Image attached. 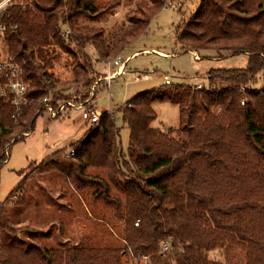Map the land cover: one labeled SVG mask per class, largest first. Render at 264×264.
Returning a JSON list of instances; mask_svg holds the SVG:
<instances>
[{
    "label": "trees",
    "instance_id": "16d2710c",
    "mask_svg": "<svg viewBox=\"0 0 264 264\" xmlns=\"http://www.w3.org/2000/svg\"><path fill=\"white\" fill-rule=\"evenodd\" d=\"M149 1L127 13L128 26L112 41L103 30L79 26L80 19L105 13L93 0H29L2 13L0 40L24 66L32 103L14 118L8 77L0 76V166L12 141L32 132L44 98L68 100L72 90L91 83L86 74L57 80L37 52L57 46L76 55L71 40L80 48L93 46L100 61H114L170 0ZM176 35L184 50L247 54L248 64L210 71L201 90L166 85L128 102L119 110L130 131L126 149L115 112H104L77 143L46 158L32 182L53 173L76 193L91 191L124 219L122 246L42 244L28 223L31 201L23 181L0 202V264H123L126 255L151 257L153 264H232L209 254L234 249L245 252V264H264V0H202ZM156 102L179 106L176 130L152 127ZM69 150L75 154L68 157Z\"/></svg>",
    "mask_w": 264,
    "mask_h": 264
},
{
    "label": "rangeland",
    "instance_id": "374dc122",
    "mask_svg": "<svg viewBox=\"0 0 264 264\" xmlns=\"http://www.w3.org/2000/svg\"><path fill=\"white\" fill-rule=\"evenodd\" d=\"M103 13L96 20L80 19L79 26H89L95 31L103 30V38L112 41L127 24V13L136 11L140 5L148 6L149 0H93ZM202 0H170L151 20L146 33L141 35L117 56L128 60L124 72L117 73L113 61H100L95 48L89 44L77 47L74 42L66 52L57 46L44 47L37 52L38 59L59 81H69L78 74L87 75L91 83L87 87L72 90L69 95L84 93L98 112L116 114L117 124L123 127L121 141L126 149L130 131L122 122L120 109L137 96L159 90L166 86L167 76L172 85L195 87L208 86V74L218 69H244L247 54H219L217 51H187L176 40L178 27L189 21ZM72 33V27H70ZM70 33V34H71ZM69 34V35H70ZM67 35L64 38H68ZM143 50L133 58L130 57ZM153 50L165 53L153 52ZM197 53L199 60L195 58ZM0 54L7 55L4 42L0 40ZM75 56V57H74ZM116 60V59H115ZM114 60V61H115ZM79 62V63H78ZM111 64V65H110ZM108 78H112L108 82ZM95 93V94H94ZM94 94V95H93ZM158 117L152 127L162 131L176 130L180 125V109L171 102H156L153 105ZM90 124L81 119L80 113L72 111L69 116L51 119L42 113L35 120L31 133L16 139L8 149V156L0 166V202H6L12 192L24 181L29 197L28 221L32 230L39 231V240L47 247L56 248L61 244L85 243L88 247L113 248L122 246L120 239L124 219L120 212L94 200L91 191L76 193L64 177L47 174L34 183L36 168L59 150L69 149L88 131ZM179 139L176 133L173 134ZM117 192V191H116ZM120 236V237H119ZM168 254V252L166 253ZM145 257V256H144ZM149 258V257H148ZM232 264H245V252L240 249L228 252L217 250L209 254L210 260ZM231 263V262H230ZM123 264H153L142 258L134 260L126 255Z\"/></svg>",
    "mask_w": 264,
    "mask_h": 264
},
{
    "label": "built area",
    "instance_id": "2783aa9c",
    "mask_svg": "<svg viewBox=\"0 0 264 264\" xmlns=\"http://www.w3.org/2000/svg\"><path fill=\"white\" fill-rule=\"evenodd\" d=\"M29 0H0V16L2 13L10 6L14 4L25 5ZM4 28L0 26V34ZM70 29H67L63 32L62 36L66 37L69 35ZM195 58L199 60V56L197 53H194ZM128 60H122L121 58L113 61L115 66H118L117 74H121L124 72ZM111 65V64H110ZM0 76L8 77V82L6 84V88H8V93L12 99V103L16 108V113L14 118H17L18 115L22 113V109L29 106L32 102L27 98V92L30 88V82H27L25 77V68L24 66L18 62L16 56L6 55L4 57H0ZM108 82L112 80V78L107 79ZM165 82L167 85H172L169 78L165 77ZM206 86L203 84H198L193 87L196 90L204 89ZM1 88V87H0ZM95 94V93H94ZM93 94V95H94ZM2 96H6L7 93L5 89H2ZM84 93H79L77 95L71 96L68 100H60L54 97H46L43 100V113H47L51 119H60L62 117H67L72 111H77L80 113L81 119L85 121L87 124L93 125L98 123L104 112H98L95 105L90 102L89 98H84ZM244 105L245 103L242 102ZM16 137L13 141L18 139ZM12 141V142H13ZM6 157L8 156V148L6 149ZM75 154L74 150H69L67 156L70 157ZM169 251V244L164 243L162 245V253H167ZM149 260L148 257H143Z\"/></svg>",
    "mask_w": 264,
    "mask_h": 264
},
{
    "label": "crops",
    "instance_id": "0c3cea01",
    "mask_svg": "<svg viewBox=\"0 0 264 264\" xmlns=\"http://www.w3.org/2000/svg\"><path fill=\"white\" fill-rule=\"evenodd\" d=\"M140 52H150L149 50H143V51H139V52H137V53H135V54H133L131 57H130V59L131 58H133L136 54H139ZM153 52H157V53H163V52H160V51H156V50H153ZM164 55H165V53H163Z\"/></svg>",
    "mask_w": 264,
    "mask_h": 264
}]
</instances>
